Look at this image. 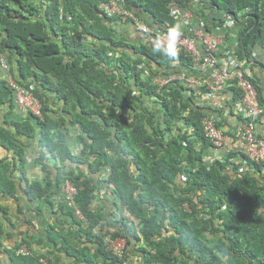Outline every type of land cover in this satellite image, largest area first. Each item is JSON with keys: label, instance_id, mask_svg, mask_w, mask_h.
I'll return each instance as SVG.
<instances>
[{"label": "trees", "instance_id": "16d2710c", "mask_svg": "<svg viewBox=\"0 0 264 264\" xmlns=\"http://www.w3.org/2000/svg\"><path fill=\"white\" fill-rule=\"evenodd\" d=\"M108 1L0 0V59L8 69L0 71V196L13 197L18 188L30 203H47L70 182L86 223L67 212L70 223L52 227L50 234L61 239L72 264H101L95 262L100 257L115 262L104 237L124 238L126 247L144 243L149 249H141L144 264H264V160L249 161L235 148L211 157L200 124L209 117L232 140L235 130L252 123L253 135L264 138L260 83L250 79L263 110L253 121L232 105L242 97L234 79L227 81L218 109L199 106L200 96L180 86L158 90L152 78L176 64L194 74L190 59L153 52L147 34L146 42L116 35L111 27L116 20L99 10ZM189 1L124 0L123 7L148 28L159 23L171 28L169 4L190 9ZM196 15L208 31L222 25L223 17H234L235 27L244 28L235 55L246 66L253 49L264 52V0H200ZM7 77L32 88L41 119L13 113ZM26 140H37L41 148L33 167L45 174L43 183L26 178ZM71 142L82 145L78 154ZM102 188L116 199L106 215L96 207ZM0 212L6 215L2 206ZM80 243L82 248L75 247ZM86 245L96 247L92 255ZM40 258L11 253L10 262L39 264Z\"/></svg>", "mask_w": 264, "mask_h": 264}, {"label": "clouds", "instance_id": "9594fccd", "mask_svg": "<svg viewBox=\"0 0 264 264\" xmlns=\"http://www.w3.org/2000/svg\"><path fill=\"white\" fill-rule=\"evenodd\" d=\"M123 1L121 2V11H123V14H120V15H108L104 11H102L101 6L103 4L108 3V2L102 3L99 6V10L102 11L108 18H114L116 20L115 21L116 24L111 25V27L114 30V32L116 33V35H126L129 38H134L136 36H139L142 40L145 39L144 40L145 42L147 41V37H148V43L153 44L152 45L153 52L159 53V54H161L163 56H166V57H169V58H175L178 54H184L186 57H188L190 59V61H191V69L190 70L194 74H188V73L184 72L183 69H181V67H179L178 64H176L175 65L176 68L173 69L172 71H167L166 75L167 74H172V73L173 74H182L185 77H191V78H193L195 80H199V81H203L204 80L203 85L205 87L206 84L209 85L210 82H211L210 77H211L212 72L215 71V70L217 72H220V71H222L221 69L224 68V67H227V65H228V68L233 69L234 73L241 74L244 79L247 78V74L254 75V73L251 71V69L254 66L262 65V63H258L260 56L264 58V52H263V50L260 47H257L256 49L252 50V52H251V54L249 56V59L251 60V62L248 64V66H246L244 64V62L241 63L240 61H238V59H237V57L235 55V51H236V48H238V35L240 33V29L242 30L244 28L243 27H239V26L235 27V25H234L235 22L233 20L234 17H228V16L223 17L222 25L215 26L212 29H210L209 31L206 30L203 27L204 26V19L199 17L198 15H196V9H198V3H199L200 0H190L189 1V8L190 9H187V8H184V7H180L176 2L170 3L169 6H168V12L170 13V17L172 18L173 24H174V26L171 27V28L169 27V25L167 23L154 24L152 26V28H148V27L144 26V24H142V22L140 20L135 19L130 13H128L127 11L124 10ZM172 4H175V8H176L175 12H177V16H178L177 18L173 17L172 13L170 12L171 9H172V7H171ZM205 8L207 9V6H205ZM243 11L246 12V10H243ZM185 13H189L190 16H191L188 22L181 16V15H183ZM206 15H209L210 17L212 16L211 14H208V13H206ZM239 17H240V14H239L238 18ZM245 20L246 19H244V18H243V20L240 19L239 24L244 26L243 23H244ZM191 29H198V30H200V32L202 33L203 36L214 37V38H217V39L219 38L220 41H221V44L217 45L215 53L212 54V59H213V61L215 63V67L208 68L207 72H205L203 74H200L198 72H194L192 70V64H193L192 58L190 57V55L183 48L177 47V45H175V43H174L175 39H178L179 36L187 37L190 40H192L193 42H195V44L197 46V49L200 52V54H204L202 40L197 39L190 32ZM146 34H147V37H146ZM161 36L165 37V43L166 44L161 41V39H160ZM168 39H169V44L167 43ZM220 56L223 57V58L220 59L219 58ZM218 60H219V63H221V67H219ZM249 67H251V69H249ZM178 69H180V70H178ZM0 71L2 73H6L8 71V69H6V63L3 61L2 58L0 59ZM144 71L147 72V70H144ZM145 72H143V73H145ZM235 76H237V75H235ZM253 77L254 76H252V78ZM230 79H234L235 85H236V82H237L236 77L233 76V77L229 78L228 80H230ZM227 81H225L224 84H222L223 89H222L221 92H219V99H220V97H222V93H223L224 89L226 88ZM5 82H6L5 84L7 86H9L10 89H12V88H11V86L9 84H12L15 87L27 92L30 95L31 99L37 104L38 112H39L38 115H36V114H32L31 112H29V110H27L25 108L18 107L17 104L15 103V94H14V90L12 89L13 105H14L13 113L16 116H20V117H25L26 115H31V116H33L35 118L41 119L42 118V114H41V110H40V105H39V102L34 98V96L31 93L32 88L30 90H28V89H25L23 87H20V86L14 84L13 80H11L8 77L6 78ZM175 85H171V86H175ZM235 85H233V86L235 87ZM176 86H180V85H176ZM200 87H202V84H201ZM182 88L187 91V95H190L191 92L193 94H195V92H194V90L192 88H190V89H186L184 87H182ZM195 96H199V95L195 94ZM232 105L237 109L239 114H242L241 109L236 107L235 103H233ZM205 107H207V106H205ZM220 107H223L221 99H220ZM234 107L232 109L233 112H235V108ZM211 109H214V108H211ZM216 109H218V108H216ZM0 114H2V112H0ZM200 124H201V122H200ZM247 127H248V124L245 126V129L242 130V131L235 130L233 137L235 136L236 133L244 132ZM254 129H255V126L253 127V131H254ZM202 131H203V129H202ZM65 139H66V141L68 143V141H69L68 138L65 137ZM71 145H72V148L74 149L76 154H78L80 152V150H82V145L81 144H78V143L75 144V143L71 142ZM211 151H212V156L211 157H213V152H214V153H216V155L214 156L216 159H219L222 156L228 155V154H223V155L219 154V153L215 152L212 148H211ZM54 183L56 185V181L53 182L52 184L54 185ZM66 183L71 184L68 181H64L63 184L59 187V189H57V193H59V197L63 198V202H64V205H65V207L67 209V212L71 213L72 216L76 220H78L79 222H82V224L86 223L85 218L79 212V210L77 208V205H76V203L74 201V197L77 194V190H76V194L73 197V201H74L73 208L68 206V203H67V201L65 199V196H64V191L62 190L63 186ZM0 198H2V197L0 196ZM108 239H110V238L108 237ZM119 239H122L124 241L123 244H124V247H125L124 248V253H123V255L120 258H117L111 252L107 251L106 250V246H104L105 251L108 252L109 254H112L114 256V258H116L117 260L121 259L126 253V246H125L126 242H125V239L124 238H118V239H115V240H119ZM21 248L25 249V251L27 252L26 255L17 254L18 250L21 249ZM12 253L16 257L30 256L29 251L23 246V244L19 245L18 248L13 249ZM38 263L39 264H46L47 263V257L46 258H40L38 260Z\"/></svg>", "mask_w": 264, "mask_h": 264}, {"label": "built area", "instance_id": "2783aa9c", "mask_svg": "<svg viewBox=\"0 0 264 264\" xmlns=\"http://www.w3.org/2000/svg\"><path fill=\"white\" fill-rule=\"evenodd\" d=\"M123 0H110L108 3L101 6L102 11L108 15H120L123 14L121 11V2ZM172 16L177 18V12L175 4L171 5ZM125 16V15H124ZM187 22L190 19V14L185 13L181 15ZM124 19V18H123ZM190 32L199 40H202L204 54H200L197 49L195 42L190 40L187 37L179 36L178 39H175L174 43L179 48H183L192 58V70L203 74L207 72L208 68L215 67V63L212 59V54L215 53L217 45L221 44L220 39L214 37L203 36L200 30L191 29ZM161 41L165 43V37H160ZM169 44V39L168 42ZM166 44V43H165ZM222 71L217 72L216 70L212 72L210 77V84L205 85V91L200 92V86L204 83L203 81L195 80L191 77H185L182 74H167V75H158L152 78V85L156 86L158 90L166 88L171 85H180L186 89L192 88L195 94L199 95V106L210 107V108H219L220 99L219 92L222 91L225 81L231 77H236L237 82L235 87H237L242 94V97L239 103L235 104L236 107L241 106V112L245 119H250L253 121L262 114L263 110L259 107L257 100V92L250 82L252 79L251 74H247V78L239 73H234L233 69L224 67ZM237 75V76H235ZM14 90L15 94V103L20 108H25L29 110L32 114L38 115L37 104L31 99L30 95L15 87L12 84H9ZM241 104V105H238ZM201 127L203 129L204 137L210 142L211 148L219 154H228L231 152V149L234 148L243 154L249 159V161L260 162L264 160V138H256L253 135V124H248V127L244 132L236 133L234 139L230 140L225 135L222 134L220 130H217L214 121L209 117H204L201 120ZM230 143H233L232 145ZM62 190L64 191L65 199L69 207L74 206L73 197L76 194V189L69 183H66ZM124 242L120 240H111L107 239L105 246L106 250L111 252L117 258H120L124 253ZM17 254L26 255L27 252L24 248L18 250Z\"/></svg>", "mask_w": 264, "mask_h": 264}, {"label": "crops", "instance_id": "0c3cea01", "mask_svg": "<svg viewBox=\"0 0 264 264\" xmlns=\"http://www.w3.org/2000/svg\"><path fill=\"white\" fill-rule=\"evenodd\" d=\"M258 63H262V65L254 66L251 71L254 73L252 76L260 83L259 87L264 94V58L260 56ZM53 101V99L49 101L51 108L54 106L51 105ZM260 130L263 131L264 127H260ZM24 144L27 145L24 151L29 161L26 178L30 183L36 180L43 183L46 177L45 174L41 173L38 167H33V158H36V151L41 148H39L37 140H26ZM5 154L3 149H1V155ZM49 179L52 182L56 179L55 172L49 176ZM55 186L54 183L52 191H55ZM115 201L116 199L112 196L111 192H104V188H102L96 207L102 208L106 215V212L114 211L113 204ZM0 206L6 212L5 216L0 212V226L2 228L0 233V264H14L10 262V255L13 249L21 245L22 242L23 246L33 256L41 257L43 255L44 258L47 257V264L49 262H54L55 264H72L73 259L66 255V251L60 249L62 248L60 245L61 239L55 238L50 234V232L53 233L51 231L52 227H60L61 225H65V223H70L68 216H66L67 209L64 205L63 198L59 197V193H53L47 203L45 201L30 203L25 193L17 188V193L13 197L0 198ZM36 208L38 212L35 211ZM18 209H21L20 214L17 213ZM65 230L67 231V229ZM48 232L49 235L47 234ZM49 236L54 238L53 241L49 240ZM107 239L108 237H104L103 239L104 246ZM119 240L124 242L122 239ZM73 246L75 245L73 244ZM82 246L84 245L80 243L76 244L75 247L82 248ZM85 247L89 248L90 255L96 250V247L93 245H86ZM141 249H145V251L149 250L141 241H131V244L126 247L123 261L119 259L113 262V260H104L100 257L95 262L101 264H144V254L141 252ZM111 257L113 258L114 256L112 255ZM83 264L86 263L83 262ZM190 264L193 263L190 262Z\"/></svg>", "mask_w": 264, "mask_h": 264}]
</instances>
